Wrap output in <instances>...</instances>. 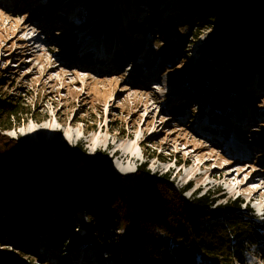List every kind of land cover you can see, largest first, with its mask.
Here are the masks:
<instances>
[{"label": "rangeland", "instance_id": "rangeland-1", "mask_svg": "<svg viewBox=\"0 0 264 264\" xmlns=\"http://www.w3.org/2000/svg\"><path fill=\"white\" fill-rule=\"evenodd\" d=\"M73 1L0 0V74L7 78L0 99L26 95L37 118L1 134L17 142L28 159L47 148L78 146L115 176L133 177L146 164L154 175L168 174L174 188L189 187L187 198L240 200L264 219V51L245 96L235 90L225 97L214 89L212 66L202 74L189 65L205 56L210 30L184 28L187 22L178 19L182 0H115L112 12L87 27L80 26ZM141 4L136 21L131 14ZM152 10L159 14L157 23ZM218 23L216 33L237 21L226 13ZM179 42L180 52L165 55L168 45ZM76 220L75 231L86 234L85 212L77 211ZM261 248L249 251V264H264ZM67 250L64 263L45 244L38 254L47 264H99L95 248ZM3 251L13 250L1 245Z\"/></svg>", "mask_w": 264, "mask_h": 264}, {"label": "trees", "instance_id": "trees-1", "mask_svg": "<svg viewBox=\"0 0 264 264\" xmlns=\"http://www.w3.org/2000/svg\"><path fill=\"white\" fill-rule=\"evenodd\" d=\"M182 1L178 19H185L184 28L210 30L202 46L205 56L197 65L189 60L190 67L205 74L212 66L214 89L225 97L232 98L235 90L244 97L259 65L256 58L264 51V0ZM114 2L76 0L70 5L79 12L80 26L87 27L112 12ZM152 13L157 23L159 14ZM226 13L237 23L216 33ZM181 47L180 42L168 45L165 55ZM159 54L164 57L163 51ZM4 78L0 74V97ZM29 118L37 120L26 95L8 93L0 99V246L13 250L0 252V264H35L36 259L47 264L38 254L41 244L60 253L62 263L65 249L95 248L99 264H249V251L264 245V219L240 200L218 204L221 198L210 195L187 198L189 187L174 188L168 174L154 175L146 164L133 177L115 176L78 146L51 147L25 158L20 145L1 133ZM77 211L88 217L86 234L75 231Z\"/></svg>", "mask_w": 264, "mask_h": 264}, {"label": "bare ground", "instance_id": "bare-ground-1", "mask_svg": "<svg viewBox=\"0 0 264 264\" xmlns=\"http://www.w3.org/2000/svg\"><path fill=\"white\" fill-rule=\"evenodd\" d=\"M149 2H151V1H149ZM149 5V4H148ZM140 6V5H139ZM149 6H151V4L149 5ZM141 7H142V4H141V6H140V8L139 7H134L135 8V10L133 11V14H131V17L134 19V20H140V15H141V13L143 14V11H141ZM148 7V6H147ZM149 8V7H148ZM204 128V127H203ZM109 149V145L107 146V150ZM119 152H120V150H116V151H114V152H112V156L115 158L117 155H119ZM238 153H239V151H238ZM240 154V153H239ZM136 155H134L133 156V158L134 159H137V160H139L140 158L139 157H137ZM245 158H248V156H246ZM121 166V165H120ZM114 170L116 171V172H119V173H123V172H125V170L123 169V167H119V166H115L114 167ZM233 175V174H232ZM232 175H230V177L232 176ZM226 180H227V178H226ZM253 200V197H251L250 198V201H252ZM94 259L95 260H98V258H97V256L96 255H94Z\"/></svg>", "mask_w": 264, "mask_h": 264}]
</instances>
